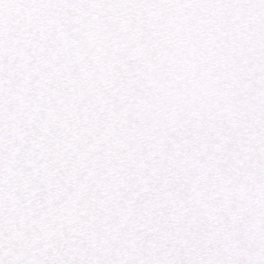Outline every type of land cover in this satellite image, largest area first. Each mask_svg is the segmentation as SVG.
Here are the masks:
<instances>
[{
  "label": "snow or ice",
  "instance_id": "1",
  "mask_svg": "<svg viewBox=\"0 0 264 264\" xmlns=\"http://www.w3.org/2000/svg\"><path fill=\"white\" fill-rule=\"evenodd\" d=\"M0 264H264V0H0Z\"/></svg>",
  "mask_w": 264,
  "mask_h": 264
}]
</instances>
